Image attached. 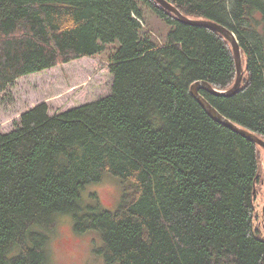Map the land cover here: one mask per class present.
<instances>
[{
  "label": "trees",
  "instance_id": "1",
  "mask_svg": "<svg viewBox=\"0 0 264 264\" xmlns=\"http://www.w3.org/2000/svg\"><path fill=\"white\" fill-rule=\"evenodd\" d=\"M165 1L235 35L239 90L198 94L264 141V0ZM143 7L172 27L165 42L145 31ZM116 42L107 96L53 115L38 104L0 132V264H48L47 233L64 214L76 233L99 235L106 264H264V229L253 223L260 147L190 92L235 82L219 33L181 23L155 0H0V93ZM107 176L121 191L117 208L92 193L84 207L82 193Z\"/></svg>",
  "mask_w": 264,
  "mask_h": 264
},
{
  "label": "rangeland",
  "instance_id": "2",
  "mask_svg": "<svg viewBox=\"0 0 264 264\" xmlns=\"http://www.w3.org/2000/svg\"><path fill=\"white\" fill-rule=\"evenodd\" d=\"M144 8V7H143ZM145 31L156 43L167 39L172 27L154 17L146 8ZM118 43L105 45V50L95 57L77 59L62 66H56L40 73L30 74L16 80L0 93V132L7 133L19 121L25 111L45 103L50 115L67 111L105 97L111 90L112 78L108 72V56ZM261 176L264 178V150L258 149ZM260 183V182H259ZM256 187L255 220L256 229H264V183ZM262 184V185H261ZM113 177L107 176L101 183L88 186L82 193V205L91 206L93 200L88 194H96L102 208L114 211L120 201L121 191ZM52 233H47L45 252L48 264H106L98 255L101 240L97 233H76L70 215L56 216ZM264 231V230H263Z\"/></svg>",
  "mask_w": 264,
  "mask_h": 264
},
{
  "label": "water",
  "instance_id": "3",
  "mask_svg": "<svg viewBox=\"0 0 264 264\" xmlns=\"http://www.w3.org/2000/svg\"><path fill=\"white\" fill-rule=\"evenodd\" d=\"M158 5H160L164 10H166L169 13H172L177 17V19L184 24L197 26V27H203L207 29H211L217 33H219L221 36H223L226 41L230 44L232 49V54L235 60L236 67V78L233 86L225 91H220L217 89H214L206 82H197L194 85L190 87L191 95L195 98V100L200 104V107H202L207 114L215 121L221 123L225 127L231 129L233 132H236L240 134L241 136L249 139L253 142V144H256L258 147L264 150V141L256 135L247 132V130H244L237 125L233 124L229 120L225 119L223 116H220V114L217 112L216 109L210 106V104L200 95L198 94L199 90L206 91V94H211L214 96H223V97H232L235 95V92L239 90L242 78H243V71H242V58L240 52V47L238 44V41H236L235 35L227 30L226 28H223L222 26L213 23L211 21H203V20H194L190 19L188 17H184L176 8H174L171 4H168L167 1L163 0H155Z\"/></svg>",
  "mask_w": 264,
  "mask_h": 264
}]
</instances>
